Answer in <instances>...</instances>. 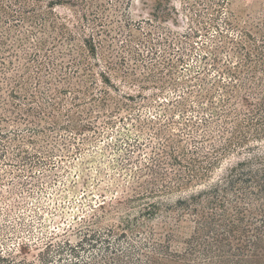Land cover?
Returning <instances> with one entry per match:
<instances>
[{"label":"rangeland","instance_id":"1","mask_svg":"<svg viewBox=\"0 0 264 264\" xmlns=\"http://www.w3.org/2000/svg\"><path fill=\"white\" fill-rule=\"evenodd\" d=\"M4 1L11 5L12 0ZM197 1L101 0L107 11L100 18L112 37H104L99 57L90 60L92 78H82V93L70 89L54 96V87L67 84L56 81L58 70L52 76L44 71L42 92L48 96L44 100L40 93L36 102L29 96L38 91L37 63L30 55L43 61L45 51L36 45L52 35L27 20L0 18L5 20L0 22V264H137V249L152 242L153 229L183 254L193 223L179 213L178 202L220 184L253 153L264 156V140L229 152L206 178L183 188L175 176L185 172L165 160L168 137L180 139L189 151L195 137L203 143L201 157L213 153L205 130L192 134L186 125L217 120L210 110L222 109L224 87L235 82L227 68L236 70L240 56L230 39L241 33L225 21L233 19L259 43L264 35V0ZM27 2L42 18L53 11L83 33L72 15L75 8L55 3L50 9L52 0ZM14 7L23 11V5ZM84 31L83 37L93 33ZM162 76L164 89L153 88L154 81L161 86ZM48 80L52 92L45 90ZM208 92L212 105L204 99ZM180 102L188 112H180ZM30 106L34 114L28 113ZM213 135L217 146L224 145L216 129ZM155 158L164 164H155ZM161 167L166 177L150 171ZM138 196L143 200L134 202ZM153 204L157 212L149 210Z\"/></svg>","mask_w":264,"mask_h":264},{"label":"trees","instance_id":"2","mask_svg":"<svg viewBox=\"0 0 264 264\" xmlns=\"http://www.w3.org/2000/svg\"><path fill=\"white\" fill-rule=\"evenodd\" d=\"M100 1L52 0L53 3L48 6L54 9L56 3L75 8L78 12L72 15L77 21L80 32L85 33V27L91 28L93 32L83 37V33L80 35L75 33L69 24L62 21L61 16L54 14L53 11L48 13V15H53L52 17L42 18L38 11L29 7L27 0H12L11 5L0 0V18L7 16L13 20L16 18L27 20V22L38 25L44 34L50 32L49 34L52 35L49 39H40L36 45L37 48L45 51L43 61H39L37 54L30 55V60L37 63L35 81L38 86L35 94H29L30 100L36 102L40 93L43 94L40 97L44 100L48 96L42 92L44 71L52 76L51 72L58 70L62 74L59 78H55L56 81L60 84H67L66 87H59V85L54 87V96H62L70 89L82 93L80 89L82 78L93 76L94 64L90 60L99 57L104 42H106L104 37H112L111 31L105 28V22L100 18L101 14L107 11ZM207 2L220 5L221 2L227 4L228 0L217 2L207 0ZM197 3H203V0H198ZM15 5H23L20 7L23 10L20 14L15 10ZM37 19L43 22L37 23ZM0 22H5V20ZM225 25L228 29L239 30L241 33L240 39H230L235 45L236 54L240 56L236 70L227 68L228 75L235 82L231 86L224 87L227 97L223 100L222 109L220 111H215L214 108L210 110L213 118L217 120H190L186 125L192 129V134H198L201 128L205 130L206 138L213 147V153L204 154L201 157L203 143L195 137H191L194 145L192 151L181 148L182 141L171 137L167 139L168 148L162 150L166 157L165 160L173 168L185 172L175 176L178 188L187 187L206 178L221 156L235 150L252 149V144L262 143L264 140V35L262 34L259 43L253 33L245 28L240 29L233 19H227ZM95 26L101 28V31L95 30ZM1 44L5 43L2 41ZM50 47L52 49H49ZM58 47H62L63 50L55 52ZM218 60V56L215 55L214 66L218 64ZM168 66L172 67L170 63ZM73 80H75L74 83H72ZM158 80L162 82L161 86L154 81L153 88L164 89L167 83L164 76ZM135 82H139L137 77ZM46 84V92H52L53 84L49 80ZM141 88L146 87L141 86ZM241 90L245 91L242 96L239 95ZM26 92H28L27 89ZM87 92L89 90L85 94ZM191 94L192 92L189 93ZM212 95L213 93L208 92L204 96L205 100L209 99L211 105L213 104ZM177 105L181 113L188 112L187 104L180 102ZM28 113L34 114L31 106L28 108ZM1 118L6 122L3 117ZM215 129L220 133L219 138L225 141L224 145L217 146L216 137L213 135ZM227 135L230 136L227 137ZM260 154L253 153L250 161L240 163L220 184L188 200L178 202L176 207L179 213L184 217L188 216L193 223V233L182 243L183 254L172 250V239L166 241L164 236L162 241L153 229L150 232L152 242H142L143 247L137 249L141 258L137 264H174L181 259L203 264H264V156ZM153 161L159 166L164 164L161 159L155 158ZM254 162L259 163L260 167H257ZM163 168L161 167V172L156 171L155 168H151L150 171L155 175L166 177L167 173ZM163 186L166 189L172 188L169 184ZM142 200L143 198L138 196L134 202ZM158 207L153 204L150 205L149 210L154 209L155 211L156 209L155 212H157ZM149 210L147 211L149 214H155L154 211Z\"/></svg>","mask_w":264,"mask_h":264}]
</instances>
